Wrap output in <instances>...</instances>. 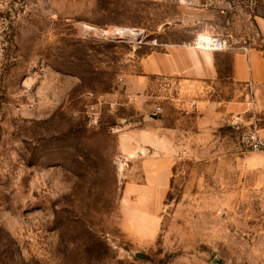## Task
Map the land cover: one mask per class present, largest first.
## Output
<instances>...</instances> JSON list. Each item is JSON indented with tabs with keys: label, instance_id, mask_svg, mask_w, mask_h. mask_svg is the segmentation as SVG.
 <instances>
[{
	"label": "rangeland",
	"instance_id": "obj_1",
	"mask_svg": "<svg viewBox=\"0 0 264 264\" xmlns=\"http://www.w3.org/2000/svg\"><path fill=\"white\" fill-rule=\"evenodd\" d=\"M263 3L0 0V264H264L247 127L131 80L199 35L258 46Z\"/></svg>",
	"mask_w": 264,
	"mask_h": 264
},
{
	"label": "crops",
	"instance_id": "obj_2",
	"mask_svg": "<svg viewBox=\"0 0 264 264\" xmlns=\"http://www.w3.org/2000/svg\"><path fill=\"white\" fill-rule=\"evenodd\" d=\"M257 24L261 43L255 47L211 50L179 44L149 52L142 59L141 74L132 76L134 94L144 93L152 78L178 79L186 108L195 104L199 111L211 110L218 122L247 130L256 126L264 136V3ZM219 85L227 86V98H221ZM143 99L138 97V102Z\"/></svg>",
	"mask_w": 264,
	"mask_h": 264
},
{
	"label": "built area",
	"instance_id": "obj_3",
	"mask_svg": "<svg viewBox=\"0 0 264 264\" xmlns=\"http://www.w3.org/2000/svg\"><path fill=\"white\" fill-rule=\"evenodd\" d=\"M219 39L221 40V38H219ZM201 44L202 43L200 42L199 36H198L196 38V40L193 42V47L205 49ZM227 47H228V42L224 48H215V49H211V50H224ZM160 110H161V108L158 107L156 109V113H159ZM242 144L245 148H247L250 151L260 152V153L264 154V136L259 134L256 126H253V127L249 128L248 130H246V132L242 136Z\"/></svg>",
	"mask_w": 264,
	"mask_h": 264
},
{
	"label": "bare ground",
	"instance_id": "obj_4",
	"mask_svg": "<svg viewBox=\"0 0 264 264\" xmlns=\"http://www.w3.org/2000/svg\"><path fill=\"white\" fill-rule=\"evenodd\" d=\"M106 33H108V31ZM124 34H126V37H130L131 39H134V40L138 39V37L142 35L140 32H138L135 29H129L126 32H124ZM199 40L202 43L201 45L205 49L224 48L227 45L226 41L220 40L219 38H213L210 36H206V35L204 36L199 35Z\"/></svg>",
	"mask_w": 264,
	"mask_h": 264
},
{
	"label": "water",
	"instance_id": "obj_5",
	"mask_svg": "<svg viewBox=\"0 0 264 264\" xmlns=\"http://www.w3.org/2000/svg\"><path fill=\"white\" fill-rule=\"evenodd\" d=\"M157 115H158V114H157V113H155V116H157ZM139 256H140V257H143V254H139Z\"/></svg>",
	"mask_w": 264,
	"mask_h": 264
}]
</instances>
